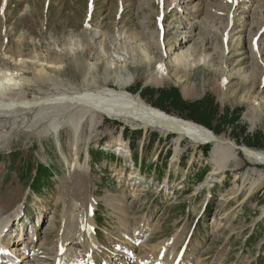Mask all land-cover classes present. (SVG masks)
<instances>
[{"label": "rangeland", "instance_id": "rangeland-1", "mask_svg": "<svg viewBox=\"0 0 264 264\" xmlns=\"http://www.w3.org/2000/svg\"><path fill=\"white\" fill-rule=\"evenodd\" d=\"M239 2L0 0V72L29 98L130 80L129 93L238 150L221 170L211 144L177 146L119 120L54 136L51 117L35 126L30 111L0 114V198L14 189L18 212L0 217L4 261L59 264L73 231L65 216L82 205L95 264H264V166L240 150L264 153V0ZM42 68L54 81H35ZM68 162L79 167L69 173Z\"/></svg>", "mask_w": 264, "mask_h": 264}, {"label": "bare ground", "instance_id": "bare-ground-1", "mask_svg": "<svg viewBox=\"0 0 264 264\" xmlns=\"http://www.w3.org/2000/svg\"><path fill=\"white\" fill-rule=\"evenodd\" d=\"M235 1L237 4L238 0ZM241 1L242 0H240V2ZM190 15L193 14L190 13ZM160 19L161 17L159 18V25L161 23ZM23 42L24 37L22 36L17 41L19 47L23 45ZM189 61L190 56L183 55V57H178V59L174 61L172 69L178 74L184 71L182 65ZM114 64L115 63L111 65ZM77 65L79 66L78 63ZM33 67L34 70H37L38 68L37 66ZM5 70H8V68L6 67ZM4 71L0 72L2 73L0 76V114L14 115L18 112L29 113L30 111L31 113H35L33 121L35 126L42 118L51 117L52 120L50 124L46 126L45 131L54 136H58L62 127L67 123H69L70 129L73 131L74 135H78L81 133L85 121H89L92 129H95L100 125L99 120L101 118L103 120L110 118L113 120H119L123 122L124 125L131 128H139L144 131H157L163 137L173 135V142L177 146H182V143L184 142H187V144L191 146L211 144L215 148V151L211 156L216 162V169L222 170L227 165L228 161L234 155H237L235 154V151L238 150L233 143H225L209 129L194 122L171 116L160 109L146 104L140 97L129 93L125 89L131 84L130 80L121 81L120 78H118L117 80L121 85L118 84L119 88L116 89L109 88L106 85L102 87L96 86L97 88L93 90H79L72 88L71 91L66 90L57 95L52 94L40 98L33 96L32 98H29L28 94L22 88L24 83L14 80L8 71ZM106 71H109V69ZM165 72V69L159 71L153 75L151 80L155 82L157 86L164 84ZM36 73L37 79L35 81L37 83L52 80V78L47 75L45 68L38 70ZM185 89L186 87L184 88L183 93L185 97H187L186 93L188 92L185 93ZM257 103L255 109L260 105L259 102ZM77 143L78 142L74 144L75 151H77V147H75ZM240 150L248 161L256 165L264 166L263 152L255 151L244 146ZM68 164H70L67 166L69 173L74 172L77 167H79L78 162H68ZM15 196L16 193L13 189L9 199L1 200L0 198V217L7 215L15 219L17 218L18 212L15 209L17 203L14 204ZM86 206H88V204H86ZM81 208L82 205H77L74 209L72 208V211L71 209L69 210L68 213L71 214L70 217L69 214L65 216V218L67 217L66 226L68 227L71 225L73 231L71 237H66L65 243L63 244V260H60V262L58 261L59 264H95V262L92 261L93 257L89 255L91 251L90 249L94 248L96 245L92 238V232L89 229L90 226L84 224V227H82L81 225V223L85 221V217L86 219H89V224L92 219H90L88 212H85L86 215L85 213L80 214L79 211H82ZM93 214L95 215L94 212ZM78 217L84 219L78 220ZM80 221L81 223H79ZM1 226L2 222L0 221V228ZM2 237L3 236L0 238ZM70 241L71 245L69 244L70 248L68 249L69 245L67 246V243ZM86 247L89 248V251L86 250ZM2 250H4V248ZM166 258L167 257L163 256L162 258H154L146 261L143 260V264H167L168 260ZM141 261L142 259L139 262ZM174 261L175 260L170 264H173Z\"/></svg>", "mask_w": 264, "mask_h": 264}, {"label": "trees", "instance_id": "trees-1", "mask_svg": "<svg viewBox=\"0 0 264 264\" xmlns=\"http://www.w3.org/2000/svg\"><path fill=\"white\" fill-rule=\"evenodd\" d=\"M136 137H137V135H136ZM207 150H208V147H207V148H205V153L207 152Z\"/></svg>", "mask_w": 264, "mask_h": 264}]
</instances>
